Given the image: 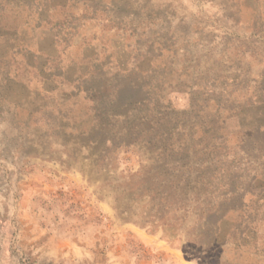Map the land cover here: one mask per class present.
<instances>
[{"label":"rangeland","instance_id":"374dc122","mask_svg":"<svg viewBox=\"0 0 264 264\" xmlns=\"http://www.w3.org/2000/svg\"><path fill=\"white\" fill-rule=\"evenodd\" d=\"M0 264H264V0H0Z\"/></svg>","mask_w":264,"mask_h":264}]
</instances>
